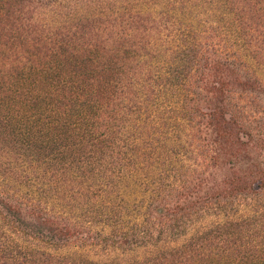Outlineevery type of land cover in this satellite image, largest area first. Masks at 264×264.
<instances>
[{
    "label": "trees",
    "instance_id": "1",
    "mask_svg": "<svg viewBox=\"0 0 264 264\" xmlns=\"http://www.w3.org/2000/svg\"><path fill=\"white\" fill-rule=\"evenodd\" d=\"M0 264H264V0H0Z\"/></svg>",
    "mask_w": 264,
    "mask_h": 264
},
{
    "label": "rangeland",
    "instance_id": "2",
    "mask_svg": "<svg viewBox=\"0 0 264 264\" xmlns=\"http://www.w3.org/2000/svg\"><path fill=\"white\" fill-rule=\"evenodd\" d=\"M59 253L65 254V255L77 254V255L88 257L95 261H109L112 259H117L121 262H125L126 260L134 257L133 254L121 255L119 252L114 251L112 249L68 248V249L60 251Z\"/></svg>",
    "mask_w": 264,
    "mask_h": 264
}]
</instances>
